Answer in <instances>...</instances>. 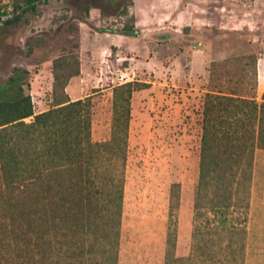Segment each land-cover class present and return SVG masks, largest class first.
Instances as JSON below:
<instances>
[{
	"label": "rangeland",
	"instance_id": "obj_1",
	"mask_svg": "<svg viewBox=\"0 0 264 264\" xmlns=\"http://www.w3.org/2000/svg\"><path fill=\"white\" fill-rule=\"evenodd\" d=\"M0 12V87L27 72L34 114L90 97L91 140L108 141L114 88L141 83L129 102L118 264H164L170 220L177 258L206 243L232 245L237 264H264V197L251 206L254 159L264 150L255 149L237 194L235 185L221 192L231 198L218 196L213 171L198 185L205 94L244 81L262 103L264 0H51L14 25L4 24L14 15L10 0H0ZM197 191L204 215L195 219ZM218 201L231 205L221 216L209 212ZM195 227L204 233L197 239ZM211 228L217 233L206 235Z\"/></svg>",
	"mask_w": 264,
	"mask_h": 264
},
{
	"label": "trees",
	"instance_id": "obj_2",
	"mask_svg": "<svg viewBox=\"0 0 264 264\" xmlns=\"http://www.w3.org/2000/svg\"><path fill=\"white\" fill-rule=\"evenodd\" d=\"M48 1L10 0L14 15L4 24L14 25ZM1 18L0 12V23ZM132 32L134 28L123 31ZM27 76L16 71L0 87V264H118L129 102L141 83L114 88L111 137L92 142L90 97L34 114L24 91ZM233 85L226 92L206 93L202 110L198 185L205 188L209 171L215 172L219 197L234 185V194L240 191L243 181L250 180L255 149L264 150V93L259 104L244 81ZM119 101L122 112L117 111ZM200 202L197 191L195 219L204 215ZM230 206L218 201L209 212L221 216ZM216 233L211 228L205 234ZM202 234L195 227L192 238ZM228 249L224 263L216 253ZM234 252L232 245L214 249L204 243L192 245L187 258H177L175 227L169 221L164 264H237ZM203 254L208 256L202 259Z\"/></svg>",
	"mask_w": 264,
	"mask_h": 264
},
{
	"label": "crops",
	"instance_id": "obj_3",
	"mask_svg": "<svg viewBox=\"0 0 264 264\" xmlns=\"http://www.w3.org/2000/svg\"><path fill=\"white\" fill-rule=\"evenodd\" d=\"M51 0H49L50 2ZM259 90H263L264 86H261L258 81ZM251 206L255 209L257 202L261 201L264 197V156L256 155L254 159V167L252 173V186H251Z\"/></svg>",
	"mask_w": 264,
	"mask_h": 264
}]
</instances>
